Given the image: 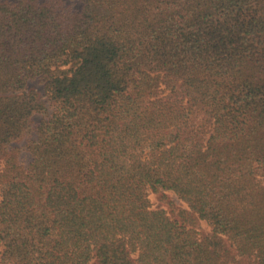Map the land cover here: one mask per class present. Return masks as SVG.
I'll return each mask as SVG.
<instances>
[{
    "label": "trees",
    "instance_id": "1",
    "mask_svg": "<svg viewBox=\"0 0 264 264\" xmlns=\"http://www.w3.org/2000/svg\"><path fill=\"white\" fill-rule=\"evenodd\" d=\"M81 1L0 0V264H264V0Z\"/></svg>",
    "mask_w": 264,
    "mask_h": 264
},
{
    "label": "rangeland",
    "instance_id": "2",
    "mask_svg": "<svg viewBox=\"0 0 264 264\" xmlns=\"http://www.w3.org/2000/svg\"><path fill=\"white\" fill-rule=\"evenodd\" d=\"M10 1H15V0H10ZM64 2H65V4L67 6H69L71 8H74V9L81 8V6H82V1L81 0H64ZM28 88L36 90L43 97V99H45L47 101V104L50 107V111L52 110V106L50 104V101L48 100V97L46 96V93H45L44 83L39 78L30 80L28 82ZM42 118H43V116L41 114H36L33 117L34 123H35V127L39 124V122L42 120ZM29 137H36V134L35 133H31L29 135H26L24 138H22L21 140H19L18 142L15 143V145L20 147L19 156H20L21 161L25 165H27L32 159V155H31L30 151L28 150V148L26 147L27 140H28ZM170 198L175 203H177V205L184 206V207L186 206L178 198V196L175 193L170 192ZM152 199H153V202H154L156 207H163V208L167 209V206L162 202L161 195L159 193H152ZM210 229H211L210 225L206 221H204L203 225L201 227V231L203 233H207V232L210 231Z\"/></svg>",
    "mask_w": 264,
    "mask_h": 264
}]
</instances>
